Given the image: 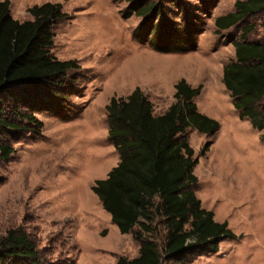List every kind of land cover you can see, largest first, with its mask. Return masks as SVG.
Listing matches in <instances>:
<instances>
[{
    "label": "rangeland",
    "instance_id": "374dc122",
    "mask_svg": "<svg viewBox=\"0 0 264 264\" xmlns=\"http://www.w3.org/2000/svg\"><path fill=\"white\" fill-rule=\"evenodd\" d=\"M10 1L12 15L22 21L32 19L28 9L36 4L61 3L68 18L53 29L51 53L75 59L81 68L70 72L69 98L52 100L53 110L39 100L19 104L43 122L41 128L15 114L14 103L3 102L23 129L0 134V146L15 149L5 158L0 148V239L23 229L44 257L59 264H117L121 256H138L140 243L120 232L92 190L120 161L106 107L113 96L127 97L139 86L155 114L164 113L175 101V85L186 79L202 86L198 110L220 123L214 134L195 128L180 134L199 158L195 191L238 237L223 240L218 253L171 264H264V131L240 118L223 82L244 26L255 25L249 41L264 40V11L218 32L215 20L234 11L237 0H156L169 10L143 27L141 17L125 15L128 0ZM166 231L160 223V245Z\"/></svg>",
    "mask_w": 264,
    "mask_h": 264
},
{
    "label": "trees",
    "instance_id": "16d2710c",
    "mask_svg": "<svg viewBox=\"0 0 264 264\" xmlns=\"http://www.w3.org/2000/svg\"><path fill=\"white\" fill-rule=\"evenodd\" d=\"M128 1L125 15L141 17L142 27L152 26L169 10L156 0ZM234 7L215 20L218 32L263 12L264 0H237ZM28 12L32 19H17L11 1L0 0V134L23 129L6 115L3 102L14 103L15 114L41 128L43 122L33 113L21 112L19 104L32 106L39 100L41 108L53 110L54 100L69 98L68 75L81 68L77 60H60L51 53L53 29L68 18L63 5L45 2ZM254 28L252 23L245 25L244 40L234 43L235 59L224 66L223 82L240 118H249L254 128L264 131V40H248ZM175 88V101L161 114H155L154 104L139 86L127 97L113 96L106 107L109 137L120 161L106 178L95 181L92 190L120 232L132 233L140 243L138 256H121L117 264L189 263L218 253L223 240L238 237L227 221H217L202 206L195 191L199 158L189 139L180 136L188 128L214 134L220 123L198 110L195 98L202 86L193 87L181 79ZM209 147L207 143L201 153ZM0 148L5 158L15 151L7 144ZM162 222L167 231L160 245L157 237ZM44 256L23 229H12L0 239V264H59Z\"/></svg>",
    "mask_w": 264,
    "mask_h": 264
}]
</instances>
